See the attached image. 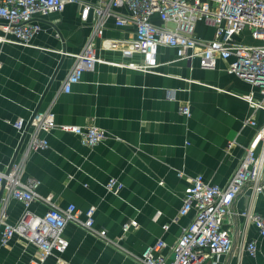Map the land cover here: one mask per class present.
Returning <instances> with one entry per match:
<instances>
[{"label":"crops","instance_id":"crops-1","mask_svg":"<svg viewBox=\"0 0 264 264\" xmlns=\"http://www.w3.org/2000/svg\"><path fill=\"white\" fill-rule=\"evenodd\" d=\"M117 12L129 14L125 8ZM79 13L80 6L69 3L63 11L45 15L31 45L0 41V170L6 169L12 157L20 158L26 146L27 137L21 141L13 122L28 118L35 109H50L57 123L95 124L104 129L107 138L92 146L84 145L75 134L53 130L47 135V148L27 155L24 175L37 178L36 191L50 196L58 207L74 203L81 219L84 210L96 206L94 229L105 230L108 241L69 222L63 231L69 240L63 260L70 264H140L138 257L146 245L158 238L172 244L190 221L192 212L178 215V210L191 177L202 174L207 181L226 184L255 132L254 127L242 125L243 119L252 115L261 125L264 110L253 112L238 96L253 91L254 98H260L249 82L226 71L228 61L223 59L213 69L200 68L197 58L176 60L159 65L157 72L96 63L70 92H63V80L74 60L60 51H79L91 31V15L82 22ZM152 19L163 25L157 16ZM195 33L211 39L214 27L199 21ZM0 35L10 36L4 31V21ZM104 35L129 38L133 28L116 26L110 17ZM237 39L254 42L248 32ZM97 53L106 59L120 58L115 50L97 48ZM174 57V49L159 48V62ZM186 104L191 112L188 117L179 111ZM177 170L184 174L178 176ZM110 177L123 182L116 195L104 186ZM5 197V191H0V206ZM249 204L264 216V194L250 201L248 191L241 192L233 210L241 211ZM23 209L21 201L10 198L8 221L15 223ZM29 209L42 214L47 203L35 199ZM133 218L138 226L123 231V223ZM164 223L169 225L166 230ZM225 227L232 231L235 247L218 264H264V236L252 223L233 215ZM242 229L246 239L257 243L254 256L237 251ZM163 252L168 253V248ZM36 253L33 243L14 235L6 245L0 243V264H29ZM46 264H56L55 257H49Z\"/></svg>","mask_w":264,"mask_h":264},{"label":"built area","instance_id":"built-area-1","mask_svg":"<svg viewBox=\"0 0 264 264\" xmlns=\"http://www.w3.org/2000/svg\"><path fill=\"white\" fill-rule=\"evenodd\" d=\"M69 3L80 6L82 22L91 15V31L79 51H60L74 60L63 80V92H70L72 86L81 80L85 72L92 71L96 63L157 72L159 65L176 60L192 61L197 58L200 68L213 69L217 60L223 59L228 61L226 71L249 82L260 98L255 99L253 91L238 96L247 102L253 112L264 110V0H0V22L4 21V31L10 35H0V41L31 45V40L41 30L40 19L51 12L63 11ZM119 8H125L129 14L117 12ZM153 16H157L163 25L155 23ZM110 17L116 26H132V37L116 39L105 36V24ZM199 21L213 25L211 39L195 33ZM167 23L172 26H166ZM245 32L249 33L253 43L236 40ZM55 35L59 36V33ZM160 47L174 49V59L159 62L157 55ZM97 48L118 51L120 58L101 57ZM170 95L173 98V93ZM179 111L186 117L191 114L188 104L182 105ZM242 125L254 127L255 132L226 184L221 186L207 181L202 174L191 177L178 210V215L192 212L190 221L181 227L180 235L172 244L158 238L146 245L138 257L140 264H218L219 259L235 247L232 231L225 227V221L233 215L242 216L246 223H252L264 236V216L257 213L253 205L249 204L241 211L233 210V203L241 192L248 191L250 201L264 194V120L258 125L249 115L243 119ZM13 126L21 141L24 137L27 139L20 158L15 160L12 157L6 169L0 170V191L6 193L0 206V223L3 225L0 243L6 245L14 235H19L37 247V253L29 264H46L51 256L55 257L56 264H70L61 258L69 246V240L63 235L69 222L106 239L105 230L94 229L96 206L90 205L84 210L85 218L81 219L80 210L74 203L58 207L50 196H41L36 191L39 180L24 175L25 160L31 152L48 147L47 135L55 129L77 135L87 146L104 141L107 132L95 124L57 123L50 109H35L28 118L14 121ZM233 143L229 142L228 148ZM183 174V170H177L178 176ZM104 186L116 195L123 182L110 177ZM10 198L21 201L24 206L15 223L8 221L6 207ZM35 199L47 203L44 213L37 214L29 209V204ZM137 226L134 218L128 219L123 223L122 230L128 231ZM168 226L164 223L163 230ZM165 248H168V253L163 252ZM236 248L239 254L245 251L254 256L257 243L246 239L242 229Z\"/></svg>","mask_w":264,"mask_h":264},{"label":"rangeland","instance_id":"rangeland-1","mask_svg":"<svg viewBox=\"0 0 264 264\" xmlns=\"http://www.w3.org/2000/svg\"><path fill=\"white\" fill-rule=\"evenodd\" d=\"M236 40H238V39L236 38Z\"/></svg>","mask_w":264,"mask_h":264}]
</instances>
